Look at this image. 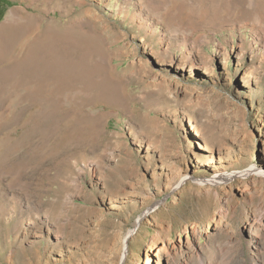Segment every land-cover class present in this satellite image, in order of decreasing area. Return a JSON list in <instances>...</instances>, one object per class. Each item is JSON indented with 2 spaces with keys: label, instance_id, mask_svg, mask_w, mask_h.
<instances>
[{
  "label": "rangeland",
  "instance_id": "rangeland-1",
  "mask_svg": "<svg viewBox=\"0 0 264 264\" xmlns=\"http://www.w3.org/2000/svg\"><path fill=\"white\" fill-rule=\"evenodd\" d=\"M0 264H264V0L0 4Z\"/></svg>",
  "mask_w": 264,
  "mask_h": 264
},
{
  "label": "trees",
  "instance_id": "trees-1",
  "mask_svg": "<svg viewBox=\"0 0 264 264\" xmlns=\"http://www.w3.org/2000/svg\"><path fill=\"white\" fill-rule=\"evenodd\" d=\"M6 3V0H0V4Z\"/></svg>",
  "mask_w": 264,
  "mask_h": 264
}]
</instances>
